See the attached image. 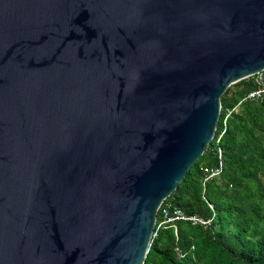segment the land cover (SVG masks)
Segmentation results:
<instances>
[{
    "label": "water",
    "instance_id": "95a60500",
    "mask_svg": "<svg viewBox=\"0 0 264 264\" xmlns=\"http://www.w3.org/2000/svg\"><path fill=\"white\" fill-rule=\"evenodd\" d=\"M263 69L264 0H0V264H141Z\"/></svg>",
    "mask_w": 264,
    "mask_h": 264
},
{
    "label": "trees",
    "instance_id": "16d2710c",
    "mask_svg": "<svg viewBox=\"0 0 264 264\" xmlns=\"http://www.w3.org/2000/svg\"><path fill=\"white\" fill-rule=\"evenodd\" d=\"M254 88L248 77L220 96L212 140L160 204L141 264H264V97L242 101ZM216 147L220 173L203 181L217 166ZM165 207L208 224L156 227Z\"/></svg>",
    "mask_w": 264,
    "mask_h": 264
},
{
    "label": "built area",
    "instance_id": "2783aa9c",
    "mask_svg": "<svg viewBox=\"0 0 264 264\" xmlns=\"http://www.w3.org/2000/svg\"><path fill=\"white\" fill-rule=\"evenodd\" d=\"M252 78V81L255 85V88L251 91H249L242 101H259L264 97V69L255 73L254 75L250 76ZM241 102V101H240ZM238 102V104L240 103ZM228 116V113L224 117L223 123L225 121V118ZM218 138H216V143L218 142ZM216 155L218 158L217 166L211 169H205L204 170V177L203 181H206L207 179L213 178L218 176L220 173V155L221 151L218 147H216ZM175 221H186L189 222L191 225H207L208 221H204L201 218H198L193 215H186L179 209H173L170 210L169 208L165 207L163 208L161 212V218L160 222L156 225V227H159L160 225L167 224V223H174ZM154 235V233H153Z\"/></svg>",
    "mask_w": 264,
    "mask_h": 264
}]
</instances>
